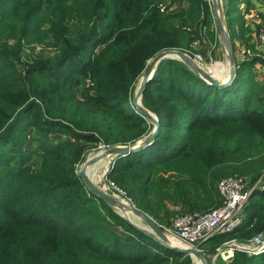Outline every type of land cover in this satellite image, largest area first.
<instances>
[{"label": "trees", "instance_id": "1", "mask_svg": "<svg viewBox=\"0 0 264 264\" xmlns=\"http://www.w3.org/2000/svg\"><path fill=\"white\" fill-rule=\"evenodd\" d=\"M158 1L0 0V264H191L120 216L121 234L109 232L104 218L86 212L95 201L109 208L77 174L86 151L133 143L153 129L125 110L132 105L121 94L147 60L166 49L195 53L193 36L159 12ZM39 44L55 55H22ZM252 62L237 60V77L224 88L175 60L159 65L143 94L159 133L150 146L118 158L108 174L139 210L156 220L168 204L182 214L205 213L222 205L223 177L264 174V87ZM78 72L94 80L93 96H78ZM55 123L74 141L42 144L38 136L40 145L27 148L32 125L48 132ZM250 198L243 224L222 241L264 232V190ZM83 215L92 218L96 235L82 234ZM232 264H264V252H236Z\"/></svg>", "mask_w": 264, "mask_h": 264}, {"label": "rangeland", "instance_id": "2", "mask_svg": "<svg viewBox=\"0 0 264 264\" xmlns=\"http://www.w3.org/2000/svg\"><path fill=\"white\" fill-rule=\"evenodd\" d=\"M171 1H173V0H171ZM174 1L181 2V8H182L181 9L180 5H178V10H177L176 14L171 15L172 13L170 14V12H168L169 11V5H170L169 0H159L157 3L156 9L158 7V4L159 5L160 4H166L168 6L166 11L164 13H161V14H165V15L168 14V15L174 17L175 27L181 31L188 32L194 38V41L192 42V50H194L195 53H191V52H188V53L192 57H194V59H195V56H199L202 58V56H201L202 53H200L201 52L200 48H199L200 52L199 51L197 52V50L194 49V47L198 48L199 46L203 45L205 47L204 48L205 50H207V48H208L210 53H212V56H211L212 59H208V61H206V62H204L205 60H203V65L199 62L198 63L200 65H202V67L204 69L212 71L214 73V75H216L218 77H222L223 75H225V72H226V69H225L226 68L225 67L226 58H225L222 43H221L219 36L217 35V32H216V27H215V23H214V19H213V14H212V0H174ZM248 1L250 2V6H251V3L254 2V3L259 4L261 7L258 6L257 7L258 9H257L253 6L254 9L251 10L249 7H246V6L243 7V5H241V2L239 0H236V1L235 0H223V5H224L225 11H227L226 9H227L228 5L232 8V11L230 12V14H228L226 12V20H227V25L229 28L230 35L232 36V34H233V37H234L236 29L240 30V32H241L242 27H240V24L243 20L251 18V19H258L259 22H261V24L264 23V0H248ZM183 4H185L184 5L185 8H183ZM236 6H238V7H236ZM233 7L236 9L233 10ZM193 8H194V10H193ZM190 14H192L191 16L193 17V20L190 19V17H189ZM235 25H237V26L234 27ZM263 29H264V26L262 28L258 27L257 32H259L260 30H263ZM235 39H237V38H235ZM233 42L234 41H232V43ZM233 46L235 48V55L238 59L240 56H239V53L236 51L235 43H233ZM217 49H219V54H216ZM245 49L249 50V48H245ZM27 50H29V51H27ZM27 50L23 51V53H22L23 56H25V54H30L31 56H33L35 58L36 57H38V58H51L55 55V52L53 51V49L51 50V48H49L45 45H42V44L34 45L30 49H27ZM166 50H168V49H166ZM162 51H164V50H162ZM183 51H186V50H183ZM159 53H157V54H159ZM156 55H153L150 59L147 60L146 66L148 65V62ZM242 59H243V61H245L246 59L247 60L253 59V56L246 57V58L242 57ZM175 61H176V63L180 64L181 66L186 67V65L182 61H180V60H175ZM205 63H207V64H205ZM19 64L22 66L24 65V63H19ZM84 67H85V64H84ZM173 73H176V71H174ZM77 74L80 77V79H79L80 82H79V85L76 89L78 96L81 99H86L90 96H93V94H94L93 89H94L95 85H94V80L91 78L90 74H88L87 76H84V77L81 76V73H79V72ZM142 74H143V72L140 74V76L137 78V80L134 82V84L132 85V87L130 89L127 88V89L121 91V94H123V95L127 94L130 98V102H131L132 107H130L129 105L124 106L125 110H127V111H131V110L133 111L134 110L135 112H137L136 109L133 107V99H134V95L136 93L137 87L140 84ZM263 99H264V93H263ZM142 101H143V98H142ZM261 108H264V105H261ZM32 110H35V109H32ZM37 122H38L37 120L31 119V123L35 124ZM55 124L56 125L51 126V128L48 132H45L43 130L37 131L36 127L32 125L30 127V129H28L29 131L25 134V140H26L25 145L27 146V148L32 150L33 148H37V146L40 145L39 143L34 142L36 140L34 138H37L38 136L40 139H38V138L37 139L41 140L42 144H44L42 141L45 138H47L48 141H50V142L51 141H54V142L61 141V140H64L65 137H67V139L71 142L74 141V138H72V134L67 129H65L64 127H61L62 125H58V123H55ZM39 125H41V123H39ZM66 133L68 135H65ZM99 145H101V144H99ZM102 145H105V144H102ZM97 147H95L94 149H96ZM94 149H90V150L86 151L84 157L86 156L87 153H89L90 151H92ZM84 157H83V160H84ZM83 160H82V162H83ZM82 162H80L77 165V171L79 170L80 166L82 165ZM103 169H101V171H99L96 174V176H94L97 184L100 187H102L103 189L108 190L113 195L121 197L126 203L130 202L131 204H134V202L126 196V193L123 190H121L120 188H118L112 182V180H110L109 175L103 176V174H102ZM229 176H233V175H229ZM229 176H226V177H229ZM223 178H225V177H223ZM254 178L255 177H252L253 183H257L261 179L264 180V174L261 177H259L258 179H254ZM99 179L100 180L102 179V180L100 181ZM83 194H84V192H83ZM253 203H254V200H252L250 198L248 204L246 205V208L243 211L244 215L246 214V212L248 213V211L252 207ZM259 205L264 206V200H261L259 202ZM86 210H87L86 212L89 214H92L94 216L96 214H99L98 216H101L102 218H104L108 222L107 223L108 228H106V229L111 233L114 232V233H118V234L120 233L121 234L122 228H118V226H117V225L120 226L119 222L121 219L119 218V215L124 217L127 221H131L135 225H141V223L135 217H133L131 215H126L128 217H125L119 213H118L119 214L118 215L113 210H109L106 207H104L103 205L99 204L98 201H95L91 206L87 207ZM194 213H202V212H194ZM158 214H159L158 220L154 219L152 216H150V217L160 227H162V229H164L166 232L171 227L173 221L176 218H178L179 216L183 215L180 208L173 207L171 204H168V207L160 206V208L158 210ZM185 214H187V213H185ZM53 215H55L56 218H62V214H58V213L54 212ZM75 216H76L75 213H71V217H75ZM78 220H79L78 226H80V227L82 226L81 229H83V231H82L83 235H87V234L96 235L97 234V233L93 232L92 228H91V226L95 227L93 225L92 218H87L86 215H83L81 217H78ZM99 230L102 231V229H100V228H99ZM259 234H257V235H259ZM261 234H264V232H261ZM223 235H226V234H218V235L212 237L211 239L203 241L202 243H200L199 247L197 248L201 251V253H203V255L205 256V258L207 259L208 262H212L214 260L215 261L214 264H232V260L234 258L235 253L236 252H243L244 253V251L231 247V250L233 252V256L231 257V259L229 261H225V260H223V258L220 255L221 253H223V251H225V250H223L222 247L224 245H226V243H228V242H234L233 245H240L241 246L243 243H248L252 238L257 236V235H255L254 237L246 240L245 242H241V240L238 238L232 239L231 241L230 240L229 241H222L221 239H223L222 238ZM173 243H174V245H177V247H180V246H178V244L176 242L173 241ZM180 248H182V247H180ZM217 254H219L218 257H216ZM189 259L191 261V264H194V262L190 256H189ZM195 260H196V258H195ZM196 263L201 264L198 260H196Z\"/></svg>", "mask_w": 264, "mask_h": 264}, {"label": "water", "instance_id": "3", "mask_svg": "<svg viewBox=\"0 0 264 264\" xmlns=\"http://www.w3.org/2000/svg\"><path fill=\"white\" fill-rule=\"evenodd\" d=\"M212 14L216 32L222 43L226 58L225 75H223L222 77H218L214 75L212 71L204 69L202 65H200L194 59V57H192L186 51L178 49H168L160 52L148 62V65L146 66L141 76L142 84L137 87L133 99V107L136 109L137 113L140 114L149 124L153 126L151 132L133 143L124 145H99L96 149L86 154L82 165L77 171L78 176L83 181L87 190L93 196L99 198L109 209L113 210L117 214L119 210L126 212L130 211L133 216L139 220L141 225H135L131 221H127L124 217L120 216L119 214L118 215L122 219L133 225L137 230L145 233L165 248L190 256L194 264H197L195 258L201 264H214L215 261L213 260L212 262H208L199 249L180 248L172 245L168 239V234L166 233V231L162 229V227H160L149 215L139 210L136 205L131 204L130 202H128L129 205L124 204L118 197H116V195H113L108 190L100 187L92 176L91 171L96 164L102 161H109L108 168L103 174V176H108L112 165H114L115 161L118 158L141 151L150 146L156 139L160 129L158 116L144 106L142 98L146 86L152 81L159 65L163 61H182L195 76L209 85L224 88L233 83V81L237 77L238 65L232 38L227 25L226 11L224 10L223 0H212ZM233 243L234 242L230 244L233 248L242 250L246 253H256L255 251L243 246L233 245ZM228 247L229 245H224L222 248L223 250H225ZM218 255L219 254H217L216 257H218Z\"/></svg>", "mask_w": 264, "mask_h": 264}, {"label": "built area", "instance_id": "4", "mask_svg": "<svg viewBox=\"0 0 264 264\" xmlns=\"http://www.w3.org/2000/svg\"><path fill=\"white\" fill-rule=\"evenodd\" d=\"M167 7L166 4H158L157 10L164 13ZM257 42L264 46V29L257 33ZM239 56L246 58L252 56V54L244 48L240 50ZM195 60L201 63L199 56H195ZM217 187L223 200L221 206L206 213L183 214L173 221L166 233L184 246L197 249L200 243L218 234L234 232L244 222L243 211L252 192L256 189L264 190V180L261 179L257 183H253L251 177L233 175L222 178ZM230 244L232 242L226 243L229 247L223 251L224 254L231 249ZM241 246L255 251L254 254L264 252V234L255 236L248 243H243ZM220 255L225 261H229L233 256L227 254L223 257L222 253Z\"/></svg>", "mask_w": 264, "mask_h": 264}, {"label": "crops", "instance_id": "5", "mask_svg": "<svg viewBox=\"0 0 264 264\" xmlns=\"http://www.w3.org/2000/svg\"><path fill=\"white\" fill-rule=\"evenodd\" d=\"M239 1L241 2V5H243V7L244 6L249 7L251 10H253L254 7L257 8L258 6H260L259 4L254 3V2H252L250 6V2L248 0H239ZM169 3L170 5H169L168 12H170V14L172 13L171 15L176 14L178 10V5H180V8H181V2L169 0ZM184 5L185 4H183V8H185ZM262 24L261 22H259L258 19L248 18L244 20L243 27L242 25H240V27H242L241 32L240 30L236 29L232 41H234L233 43H235L236 51L238 53L242 48L243 49L249 48V51L251 52L253 56V59H248L250 61H253L252 64L250 65L251 71L255 73V79L258 82H260L264 87V46L260 45L257 42V33H258L257 28L258 27L262 28L264 26V23ZM236 26L237 25H235L234 27ZM199 48L201 52L199 51ZM204 48L205 47L203 45L199 46L198 48L194 47V49H196L197 52L199 51L200 53H202L201 56L203 59L200 57V62L202 65H203V60H205L204 62H206L208 61V59H212L211 57L212 53H210L208 48L207 50H205ZM216 54H219V49L216 50ZM237 60H239L240 62L243 61L242 57H239Z\"/></svg>", "mask_w": 264, "mask_h": 264}, {"label": "bare ground", "instance_id": "6", "mask_svg": "<svg viewBox=\"0 0 264 264\" xmlns=\"http://www.w3.org/2000/svg\"><path fill=\"white\" fill-rule=\"evenodd\" d=\"M142 84V81L140 80V84H139V86ZM108 165H109V161H102V162H100V163H98V164H96L95 166H94V168L92 169V171H91V174H92V176L94 177V176H96V174L99 172V171H101V169H103L102 171H103V173L102 174H104L105 172H106V170H107V168H108ZM102 176V175H101ZM101 178V177H100ZM95 179V178H94ZM100 180V179H99ZM102 180V179H101ZM100 180V181H101ZM116 197H118V196H116ZM124 204H126V205H129L128 203H126L121 197H118ZM118 213L119 214H121V215H123V216H125V217H128V216H126V215H131V216H133V214L129 211V212H126V211H121V210H119L118 211ZM134 217V216H133ZM137 219V218H136ZM138 220V219H137ZM139 221V220H138ZM168 239H169V241L171 242V244L172 245H174V243H173V241L174 242H176L177 244H178V246H180V247H182V248H188V247H186V246H184L183 244H181L179 241H177L176 239H174L172 236H168ZM173 240V241H172ZM174 246H177V245H174ZM221 253V252H220ZM229 255V256H232L233 255V252H232V250L231 249H229V252L228 253H226V254H224V253H222V256L223 257H225L226 255ZM197 260V259H196Z\"/></svg>", "mask_w": 264, "mask_h": 264}]
</instances>
